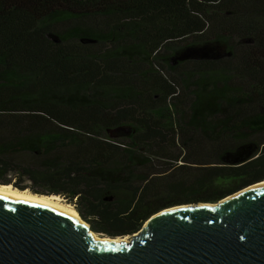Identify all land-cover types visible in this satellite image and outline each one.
I'll return each mask as SVG.
<instances>
[{
  "label": "trees",
  "instance_id": "obj_1",
  "mask_svg": "<svg viewBox=\"0 0 264 264\" xmlns=\"http://www.w3.org/2000/svg\"><path fill=\"white\" fill-rule=\"evenodd\" d=\"M263 180L264 0H0L1 184L124 237Z\"/></svg>",
  "mask_w": 264,
  "mask_h": 264
},
{
  "label": "water",
  "instance_id": "obj_2",
  "mask_svg": "<svg viewBox=\"0 0 264 264\" xmlns=\"http://www.w3.org/2000/svg\"><path fill=\"white\" fill-rule=\"evenodd\" d=\"M252 185L159 211L128 242L97 240L71 216L0 194V264H264V185L244 191Z\"/></svg>",
  "mask_w": 264,
  "mask_h": 264
},
{
  "label": "bare ground",
  "instance_id": "obj_3",
  "mask_svg": "<svg viewBox=\"0 0 264 264\" xmlns=\"http://www.w3.org/2000/svg\"><path fill=\"white\" fill-rule=\"evenodd\" d=\"M263 185H264V181H261L259 183H255L252 186L246 188L244 191L249 190V189H254V188H257V187H260ZM0 194L10 196L13 198H17L20 200H24L27 202H31V203L46 207L48 209H51L53 211L62 213L64 215L71 216V217L75 218L76 220H78L80 223L86 225L87 228H89V230H90V234L93 236V238H95L97 240H111V241H115V242H122V241L128 242V241H130L128 236L111 238V237H108L106 235H101V234L93 231L90 228V224L85 219H83V217L81 216L79 211L71 203L64 202L62 200L61 196H59V195L41 194V193L34 192L32 190H29L27 188L26 189H20L18 187H14V185H12V184H1V183H0ZM231 197L232 196L225 198L224 200H222V202L227 201ZM178 207H185V206H178ZM176 208L177 207L164 209L161 212L157 213L155 216L161 215L163 213L174 210ZM145 225H144V227H145ZM137 235H138V233L134 234V236H137Z\"/></svg>",
  "mask_w": 264,
  "mask_h": 264
},
{
  "label": "rangeland",
  "instance_id": "obj_4",
  "mask_svg": "<svg viewBox=\"0 0 264 264\" xmlns=\"http://www.w3.org/2000/svg\"><path fill=\"white\" fill-rule=\"evenodd\" d=\"M23 178L25 179V184H26V185H31V182L27 179L26 176H24ZM27 189H28V188H27ZM29 190H30V189H29ZM43 194H46V193H43ZM61 198H62V200H63L64 202H67L66 199H64L63 197H61ZM126 236H128V238L131 240V238H132L133 235H126ZM120 237H122V236H120ZM124 237H125V236H124Z\"/></svg>",
  "mask_w": 264,
  "mask_h": 264
}]
</instances>
